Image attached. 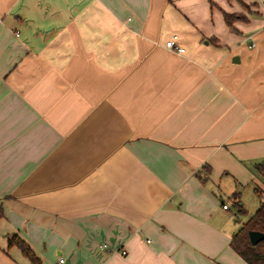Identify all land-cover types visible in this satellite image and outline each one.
I'll list each match as a JSON object with an SVG mask.
<instances>
[{
    "label": "crops",
    "instance_id": "crops-1",
    "mask_svg": "<svg viewBox=\"0 0 264 264\" xmlns=\"http://www.w3.org/2000/svg\"><path fill=\"white\" fill-rule=\"evenodd\" d=\"M260 161L259 0H0V264H250Z\"/></svg>",
    "mask_w": 264,
    "mask_h": 264
},
{
    "label": "trees",
    "instance_id": "trees-1",
    "mask_svg": "<svg viewBox=\"0 0 264 264\" xmlns=\"http://www.w3.org/2000/svg\"><path fill=\"white\" fill-rule=\"evenodd\" d=\"M255 168L264 175V161L255 164ZM256 192L263 196L257 209L241 223L240 227L232 234L230 245L250 264H262L264 262V238L256 244H252L249 239V230H260L264 232V185H256ZM234 193L233 195H235ZM239 211L246 212L241 203L235 201ZM2 205L0 202V216L2 215ZM9 244H16L27 256L32 264H40L41 260L36 255L30 245L18 233L8 236Z\"/></svg>",
    "mask_w": 264,
    "mask_h": 264
},
{
    "label": "rangeland",
    "instance_id": "rangeland-1",
    "mask_svg": "<svg viewBox=\"0 0 264 264\" xmlns=\"http://www.w3.org/2000/svg\"><path fill=\"white\" fill-rule=\"evenodd\" d=\"M263 175V174H262ZM258 178H259V183H260V185H264V176H258ZM244 192H245V194H246V196H248L247 198L249 199V207L247 208H245V209H248V211L249 210H252V208H253V202L254 201H258L257 200V196H256V194L253 192V190H252V188L251 187H249V189H244ZM226 198V200H228L229 202H230V205H231V208H232V210H233V212L235 213V218L237 219V221L241 224L245 219H246V217H245V214H243V213H240L238 210H237V208H236V204H234L230 199H229V196H226L225 197Z\"/></svg>",
    "mask_w": 264,
    "mask_h": 264
},
{
    "label": "built area",
    "instance_id": "built-area-1",
    "mask_svg": "<svg viewBox=\"0 0 264 264\" xmlns=\"http://www.w3.org/2000/svg\"><path fill=\"white\" fill-rule=\"evenodd\" d=\"M262 4L263 7V11H264V0H259ZM254 42L251 44L253 45ZM165 46L169 49H172L176 52L179 53H183L185 51V47L183 45H181L178 42V34L177 33H173L166 41H165ZM223 207L227 208L228 207V203H223ZM62 260V259H61ZM264 264V262L262 263Z\"/></svg>",
    "mask_w": 264,
    "mask_h": 264
},
{
    "label": "water",
    "instance_id": "water-1",
    "mask_svg": "<svg viewBox=\"0 0 264 264\" xmlns=\"http://www.w3.org/2000/svg\"><path fill=\"white\" fill-rule=\"evenodd\" d=\"M264 238V232L260 230H249V239L252 244H256L259 240Z\"/></svg>",
    "mask_w": 264,
    "mask_h": 264
}]
</instances>
